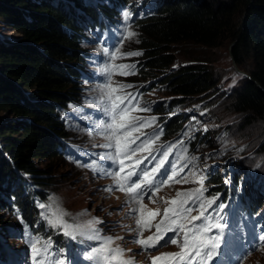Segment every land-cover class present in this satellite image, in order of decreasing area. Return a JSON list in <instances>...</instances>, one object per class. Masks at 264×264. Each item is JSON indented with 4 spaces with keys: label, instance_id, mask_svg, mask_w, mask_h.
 I'll return each instance as SVG.
<instances>
[{
    "label": "rangeland",
    "instance_id": "obj_1",
    "mask_svg": "<svg viewBox=\"0 0 264 264\" xmlns=\"http://www.w3.org/2000/svg\"><path fill=\"white\" fill-rule=\"evenodd\" d=\"M84 1L85 3L90 1L93 5L96 2V0ZM151 1L138 0L135 2V0H131L126 7L117 8L104 32L99 26L89 27L85 24V27L89 28L79 42L85 50L83 73L79 75L77 81L80 88L79 95L77 99L75 98L59 110L71 146L63 151L59 159L48 161L50 163V168H47L50 172L46 173L48 184L40 187L44 191L45 199L35 198L37 205L39 203L51 205L50 208H39L41 213L44 212L45 215L51 216V213L59 208L68 213L64 218L73 225L83 226L87 224V221L98 218L102 223L96 227L100 229L102 235L124 237L123 240H117L116 245L130 250L127 252V258L134 257L139 264H146L153 256L157 257L172 252L178 246L168 244L159 247L158 250L141 251L139 245L133 242L136 231H132V229L137 227L136 214L129 215L131 208L128 204L126 206L128 200L125 194L117 190L105 191L106 187L113 185V179L103 177L90 167V165H96L98 169L109 170L108 162L103 159V156L111 153L112 149L102 147L108 141L103 135L98 134L99 129L96 127L100 122H108V117L104 115L101 108L96 106L98 98L103 96L105 83H110L113 88H120V91L116 93L118 95L123 96L125 93H131L135 98L133 103H138L142 109H148V111L133 112L132 115L145 120L155 117V123L141 129L144 135L132 133L133 137L140 136L136 144L161 130L163 133L162 122H168L171 116L180 117L183 124L177 135H165L164 133L160 135L155 144L151 146L153 152L148 158L155 164L160 158L156 149L163 150L172 145V152L165 163L187 164L180 176L186 174L189 182L170 183L163 187L156 194V203H151L149 200L144 202L146 205L145 215L149 210L156 209H160L162 214L163 209L168 205L160 200L161 197L170 200L176 197L177 191L201 188L204 190L206 198L217 197L216 203H223L226 205L224 210L228 209V203L220 198V191L212 189L214 183L210 182L209 174L213 173L221 178L223 187L238 185L240 191L244 190L247 195L252 189L253 194L256 195L255 191H257L263 198L260 199L261 204H255V214H234L230 217L231 211L227 213L223 210L230 227V230L229 228L225 229V237H228L230 232L232 236L238 231H243L247 235L250 229L258 230L264 234V196L260 194L264 191V150L260 148L263 140L261 137L264 138V123L255 121L245 125L243 115L233 110L230 105L232 95L241 83V76L245 78L247 74L232 61L229 54L230 43L226 40L221 45L214 47L191 41L172 44L170 48L174 56L172 67L195 61L198 63L207 62L213 84L203 93L179 96L181 102L176 103L174 108L171 106L169 110L164 109V112H156L159 108L163 109L174 103L172 101L176 95L169 91L167 83L164 82L162 70L152 69L148 71L147 76L142 77L136 70L142 68V64H140L144 59L142 54L128 55V53H142L137 39L139 32L134 19L146 14L147 9L151 11ZM106 5L108 4L106 3ZM124 12L130 13L128 20H125ZM129 32L135 33V35L129 37ZM20 37L21 34L10 28L4 18L0 17V39L16 41ZM121 65H134L135 67L121 69L119 67ZM105 68L112 69L111 75L105 73ZM121 72H131L132 74H121ZM123 85H131V87L121 88ZM11 119L12 117L8 113L0 112V125L12 122ZM204 128H207V131H204ZM185 149L189 158L196 156L199 159L192 163L178 159ZM144 152L146 151L138 152L134 158H141ZM82 155L86 160L81 159ZM39 163L40 166L45 167L47 162L40 161ZM235 175H237L236 178H234ZM180 176L175 179H180ZM200 176L204 177L202 184L197 182ZM206 176L208 178H205ZM244 203L246 204L245 201L240 203V208ZM214 208L215 205H213ZM213 209L208 211L209 214L215 216L217 213ZM196 214L193 212V215ZM20 218L21 213L17 209L0 208V239L8 243L9 255L11 252L21 254L15 256V263L31 264V243L33 240L39 239L40 236L38 234L30 235L28 226ZM43 220L46 221L44 218ZM53 229L63 234L61 230ZM144 234H148V232L145 231ZM80 239L82 238L78 237L77 240H72L68 237V240L75 242L73 251L70 250V247L60 246L59 241H57V245L56 242L50 240L54 249L63 250L68 260L75 263L86 261L83 254L90 247L99 244V241L83 239L86 242L83 246ZM40 242L42 244L44 241L40 240ZM77 250L79 253L74 254ZM75 255L81 257L75 258ZM73 258L75 259L73 260ZM0 264H5L1 258ZM242 264H264V245L254 251L252 256Z\"/></svg>",
    "mask_w": 264,
    "mask_h": 264
},
{
    "label": "trees",
    "instance_id": "obj_2",
    "mask_svg": "<svg viewBox=\"0 0 264 264\" xmlns=\"http://www.w3.org/2000/svg\"><path fill=\"white\" fill-rule=\"evenodd\" d=\"M103 1L0 0V17L21 34L16 41L0 39V112L12 117L0 125V208L18 207L25 222L37 225L36 234L61 242L63 237L41 218L34 201L45 199L40 187L48 184V161L61 157L68 136L59 110L79 95L83 24L90 20L102 26L117 5L131 0ZM151 5L135 22L144 58L136 70L142 77L162 70L176 95L174 103L156 112L174 108L179 96L203 93L213 84L207 62L172 67L171 45L191 41L214 47L226 40L232 61L247 74L230 105L243 115L245 125L264 123V0H152ZM180 120L171 116L162 122L164 134L177 135ZM40 161L47 162L45 167ZM209 177L212 189H224L221 178L213 173Z\"/></svg>",
    "mask_w": 264,
    "mask_h": 264
},
{
    "label": "snow or ice",
    "instance_id": "obj_3",
    "mask_svg": "<svg viewBox=\"0 0 264 264\" xmlns=\"http://www.w3.org/2000/svg\"><path fill=\"white\" fill-rule=\"evenodd\" d=\"M125 20H128L130 13L124 12ZM135 33L129 32L128 36H134ZM142 53H128L129 56L141 55ZM113 59L115 57H112ZM121 69L134 68V65H121ZM105 73L111 75L112 69L105 68ZM121 74H132L131 72H121ZM235 82V78H234ZM131 87V85H123L121 88ZM120 88H113L110 83L104 84V92L102 98H98L96 104L101 108L104 115L108 117V122H100L97 124L99 133L108 141L102 147L112 149L111 153L103 156L105 160H111L116 167L112 171L97 168L96 165H90L93 171L105 178L114 180V184L106 187L104 190L112 192L117 190L125 193L130 199L127 204H136V208H131L129 215L136 214V237L134 243L140 245L141 251L157 249L167 246L168 244L177 245L181 251L176 253H164L161 256L152 257L151 264H212L213 260L219 256L221 247L225 240V229L227 221L223 210L226 207L223 203L217 204V197L206 198L204 190L189 189L187 191H177L176 197L172 199L161 197L160 200L168 205L163 209L162 218L158 222H154L156 217L161 216L160 209L154 211L149 210L147 218H145L144 198L147 196L151 203H156V194L170 183H188L187 175L180 176L184 172L187 164L170 163L165 168V162L168 161L169 154L172 152L173 146L160 150L156 149L159 159L153 167L141 168L143 159L147 157L136 158L138 152L147 151L152 154L151 146L162 135V130L151 137L143 139L139 144L136 141L140 136H132V133H140L141 129L151 126L155 123V117L145 120L144 118L132 115L136 111H148L146 108H140L138 103H133L135 99L131 93H125L123 96L118 95ZM207 131V128H204ZM183 143V142H181ZM132 145H135L132 147ZM187 150H184L182 159L192 163L199 158L196 156L188 157ZM161 169H164L161 171ZM195 175V173H193ZM180 176V179H175ZM203 176L199 177L197 182L203 183ZM213 205L215 208L213 209ZM40 209L50 208L51 205L39 203ZM209 209H213L217 215L209 214ZM196 212V215H193ZM68 213L61 209L52 212L51 216H41L46 220L51 228L59 229L63 235L72 240L78 237L89 241H99L98 246L90 247L83 254V258L90 264H137L133 258H127L128 249L116 245L117 240H123L122 236H104L96 225L102 223L98 218L87 221L86 225H73L65 220ZM152 235L144 238L145 231H152ZM168 233H173L168 236ZM167 236V239L165 237ZM264 242V235L259 237ZM163 241V244H161ZM40 245V246H38ZM113 245H116L115 247ZM31 264H72L68 260L66 253L60 249H54L50 239L45 240L42 244L39 239H35L31 243Z\"/></svg>",
    "mask_w": 264,
    "mask_h": 264
},
{
    "label": "bare ground",
    "instance_id": "obj_4",
    "mask_svg": "<svg viewBox=\"0 0 264 264\" xmlns=\"http://www.w3.org/2000/svg\"><path fill=\"white\" fill-rule=\"evenodd\" d=\"M150 6H152V5H150ZM251 180V179H250ZM253 187V186H252ZM251 187V188H252ZM262 187V186H261ZM256 192V197L257 198H259V199H263L262 197H260V195L258 194V192L257 191H255ZM264 192V191H263ZM263 192H261L260 194H261V196H264V194H263ZM258 194V195H257ZM252 256V254H250V257Z\"/></svg>",
    "mask_w": 264,
    "mask_h": 264
}]
</instances>
